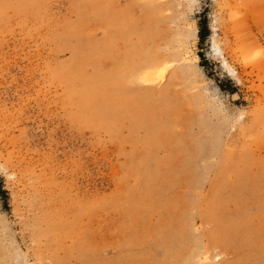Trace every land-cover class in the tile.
<instances>
[{
	"label": "rangeland",
	"instance_id": "obj_1",
	"mask_svg": "<svg viewBox=\"0 0 264 264\" xmlns=\"http://www.w3.org/2000/svg\"><path fill=\"white\" fill-rule=\"evenodd\" d=\"M0 179V264H264V0H0Z\"/></svg>",
	"mask_w": 264,
	"mask_h": 264
},
{
	"label": "trees",
	"instance_id": "obj_2",
	"mask_svg": "<svg viewBox=\"0 0 264 264\" xmlns=\"http://www.w3.org/2000/svg\"><path fill=\"white\" fill-rule=\"evenodd\" d=\"M210 33V29L208 27V25L206 24V22H201L200 23V29H199V37L200 40L203 42L208 38V35ZM201 58L203 59L204 54H200ZM0 195L2 196V199L4 200V202L7 203L8 200V195H7V191L3 188L1 179H0Z\"/></svg>",
	"mask_w": 264,
	"mask_h": 264
},
{
	"label": "bare ground",
	"instance_id": "obj_3",
	"mask_svg": "<svg viewBox=\"0 0 264 264\" xmlns=\"http://www.w3.org/2000/svg\"><path fill=\"white\" fill-rule=\"evenodd\" d=\"M151 7V6H150ZM154 11V10H153ZM149 13V12H148ZM154 20V19H153ZM145 35V34H144ZM152 35V34H151ZM142 37V36H141ZM144 41V40H143ZM153 57V56H152ZM155 64H153V66H154ZM156 66V65H155ZM153 68V67H152ZM148 73H146V75H147ZM145 75V76H146ZM146 79V78H145ZM148 79V81H152V82H154L153 80H152V78H150V76L147 78Z\"/></svg>",
	"mask_w": 264,
	"mask_h": 264
}]
</instances>
